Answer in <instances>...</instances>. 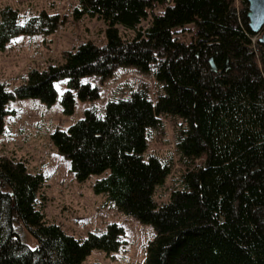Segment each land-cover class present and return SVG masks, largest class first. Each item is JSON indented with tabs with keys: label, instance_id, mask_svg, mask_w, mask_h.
<instances>
[{
	"label": "trees",
	"instance_id": "trees-1",
	"mask_svg": "<svg viewBox=\"0 0 264 264\" xmlns=\"http://www.w3.org/2000/svg\"><path fill=\"white\" fill-rule=\"evenodd\" d=\"M155 5L161 12L141 27ZM246 8L245 0H78L72 18L100 19L104 44H78L63 53L62 63L28 70L11 91L0 83V133L10 101L50 105L55 81L66 80L61 105L70 115L75 99L99 95L80 77L106 78L118 66L151 72L161 89L154 102L139 89L107 101L101 116L86 108L65 130L54 129L50 142L75 181L96 176L94 194L152 227L145 264H264V65ZM17 18L15 9H0V51L13 37L48 35L64 21L45 11L23 23ZM186 25L190 38L181 41L175 32ZM117 27L132 36L121 37ZM164 115L184 123L175 140L179 156L202 161L157 204L154 192L170 165L142 155L148 130ZM43 183L21 160L0 155V264H82L92 250L109 254L123 245L116 223L77 239L48 222L39 197Z\"/></svg>",
	"mask_w": 264,
	"mask_h": 264
},
{
	"label": "rangeland",
	"instance_id": "rangeland-1",
	"mask_svg": "<svg viewBox=\"0 0 264 264\" xmlns=\"http://www.w3.org/2000/svg\"><path fill=\"white\" fill-rule=\"evenodd\" d=\"M78 0H0V9L9 6L17 12L18 23L40 11L57 14L64 21L48 35H19L13 37L0 51V83L8 91L24 81L28 70L45 69L48 65L62 63L64 52L78 44L89 41L95 45L104 44L105 24L96 17L72 18V10ZM161 5L153 6L147 19L140 22L147 25L151 14H158ZM123 38H130L132 32L117 27ZM191 25L178 28L176 37L188 41ZM80 83L88 82L98 88V98L91 101L75 99L73 112H62L61 99L66 89V80L55 81L56 97L52 104L45 105L35 98L15 99L6 106L0 133V155L21 160L31 173H40L44 183L40 189L45 219L57 224L66 234L82 239L87 232L101 233L109 223H116L123 229V245L113 253L105 254L92 250L82 264H145V246L153 236L150 225L141 223L131 216L119 212L104 195L94 194L91 185L96 176L84 182L74 180L69 170V162L59 155L50 142L54 129L65 130L82 117L86 108H93L101 116L104 105L109 100L127 98L132 91L142 89L154 102L160 92V85L151 72L140 73L132 66H118L106 78L85 75ZM184 126L181 119L174 116H160L159 125L148 130L147 147L143 158L156 156L170 165V172L161 186L155 189L157 204L168 200L170 191L177 187L180 176L187 168L201 163L196 159L186 163L176 151L175 140ZM27 244L31 238L24 233Z\"/></svg>",
	"mask_w": 264,
	"mask_h": 264
},
{
	"label": "water",
	"instance_id": "water-1",
	"mask_svg": "<svg viewBox=\"0 0 264 264\" xmlns=\"http://www.w3.org/2000/svg\"><path fill=\"white\" fill-rule=\"evenodd\" d=\"M247 4L245 18L247 27L253 34L258 35L257 42L262 48V60L264 65V0H245ZM207 63L211 71H215V67L210 58Z\"/></svg>",
	"mask_w": 264,
	"mask_h": 264
}]
</instances>
